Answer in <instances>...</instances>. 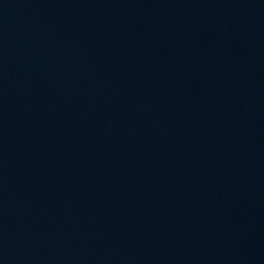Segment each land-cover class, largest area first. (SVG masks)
<instances>
[{
    "label": "water",
    "instance_id": "obj_1",
    "mask_svg": "<svg viewBox=\"0 0 264 264\" xmlns=\"http://www.w3.org/2000/svg\"><path fill=\"white\" fill-rule=\"evenodd\" d=\"M0 264H264V0H0Z\"/></svg>",
    "mask_w": 264,
    "mask_h": 264
}]
</instances>
